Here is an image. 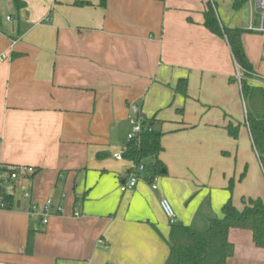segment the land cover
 <instances>
[{
	"label": "crops",
	"instance_id": "0c3cea01",
	"mask_svg": "<svg viewBox=\"0 0 264 264\" xmlns=\"http://www.w3.org/2000/svg\"><path fill=\"white\" fill-rule=\"evenodd\" d=\"M21 2L17 11L0 0V191L14 189V206L0 207V264H164L171 224L161 198L190 226L220 217L229 198L239 210L242 197L264 199L239 67L227 38L204 24L211 8L219 27L244 31L248 83L264 88V32L251 29L264 0ZM183 79L185 95L175 91ZM131 119L162 134L156 190L143 176L119 189L131 165L113 154ZM229 123L240 125L236 139ZM8 167L38 172L10 179ZM228 240L225 264H264L249 230L230 229Z\"/></svg>",
	"mask_w": 264,
	"mask_h": 264
},
{
	"label": "trees",
	"instance_id": "16d2710c",
	"mask_svg": "<svg viewBox=\"0 0 264 264\" xmlns=\"http://www.w3.org/2000/svg\"><path fill=\"white\" fill-rule=\"evenodd\" d=\"M15 9L24 8L21 0H13ZM106 0H100L105 5ZM76 5L88 4L77 2ZM237 2L234 3L236 7ZM205 26L215 34L225 36L228 40L233 58L239 67L240 89L245 105L246 126L249 131L251 145L257 155L261 170L264 174V88L250 85L249 79L255 78L253 66L249 61L241 42L240 29L219 27L211 8L205 11ZM26 27H17V35L22 34ZM183 95L186 94V81L181 80L175 89ZM151 122V121H150ZM145 128L135 138L127 141L122 158L138 167L143 165L142 176L148 182L165 172L164 163L158 158L163 150L161 145V132L150 126L149 122H141ZM240 125L229 123L226 126L228 135L236 139ZM99 158L105 155H97ZM152 160V161H148ZM131 169V168H130ZM29 178L38 171L33 168ZM244 175V174H243ZM240 178H242V176ZM233 181H229L228 189L232 191ZM14 189L6 192L5 187L0 191V207L12 208L14 206ZM242 209H237L231 198L221 207L220 217H209L204 229H197L180 222L171 224L167 240L168 256L164 264H225L233 255L234 246L228 240L230 229H246L252 233V239L258 248H264V199L241 198ZM30 242V235H29Z\"/></svg>",
	"mask_w": 264,
	"mask_h": 264
},
{
	"label": "built area",
	"instance_id": "2783aa9c",
	"mask_svg": "<svg viewBox=\"0 0 264 264\" xmlns=\"http://www.w3.org/2000/svg\"><path fill=\"white\" fill-rule=\"evenodd\" d=\"M261 23L258 28H251L254 31L258 32H264V26H263V15L261 16ZM8 58V56L5 53L0 54V61H4ZM238 79H240V74L238 75ZM130 123L132 125L131 131L127 134V141H130L131 139L135 138L142 130L145 128L142 126L141 121H138L137 119H131ZM126 149V146L124 145L121 152L113 154V157L116 160H122V152H124ZM32 168L30 167H8V176L10 179H16L18 175L23 172V173H28L32 172ZM142 171H143V165H139L138 167H135L134 165L131 164V169L129 172L128 177L120 184L119 189L121 192H126L134 189L139 182L140 179H142ZM155 179L150 183L151 188L153 190L157 189ZM6 192L12 191L13 188L11 186H6L5 187ZM23 196L25 198L29 197V193L27 191L23 192ZM51 206H52V200L51 198L47 199L43 204H42V209H41V223L46 224L49 216L51 215ZM160 206L169 219V223L173 224L175 223V215L173 208L171 204L165 199L161 198L160 200ZM34 208V207H33ZM57 210L59 211L60 208L58 207Z\"/></svg>",
	"mask_w": 264,
	"mask_h": 264
},
{
	"label": "rangeland",
	"instance_id": "374dc122",
	"mask_svg": "<svg viewBox=\"0 0 264 264\" xmlns=\"http://www.w3.org/2000/svg\"><path fill=\"white\" fill-rule=\"evenodd\" d=\"M264 17V15H263ZM194 221H192L190 224H192L193 227L197 228V229H204L205 228V224L204 222L200 221V216H196L194 219Z\"/></svg>",
	"mask_w": 264,
	"mask_h": 264
},
{
	"label": "water",
	"instance_id": "95a60500",
	"mask_svg": "<svg viewBox=\"0 0 264 264\" xmlns=\"http://www.w3.org/2000/svg\"><path fill=\"white\" fill-rule=\"evenodd\" d=\"M135 106H133V108H134Z\"/></svg>",
	"mask_w": 264,
	"mask_h": 264
}]
</instances>
